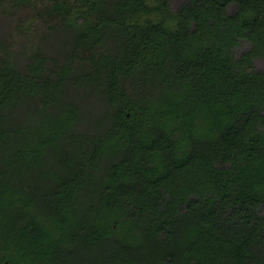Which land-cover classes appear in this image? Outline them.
I'll list each match as a JSON object with an SVG mask.
<instances>
[{"label": "trees", "instance_id": "trees-1", "mask_svg": "<svg viewBox=\"0 0 264 264\" xmlns=\"http://www.w3.org/2000/svg\"><path fill=\"white\" fill-rule=\"evenodd\" d=\"M0 264H264V0H0Z\"/></svg>", "mask_w": 264, "mask_h": 264}, {"label": "rangeland", "instance_id": "rangeland-1", "mask_svg": "<svg viewBox=\"0 0 264 264\" xmlns=\"http://www.w3.org/2000/svg\"><path fill=\"white\" fill-rule=\"evenodd\" d=\"M205 246V245H204Z\"/></svg>", "mask_w": 264, "mask_h": 264}]
</instances>
